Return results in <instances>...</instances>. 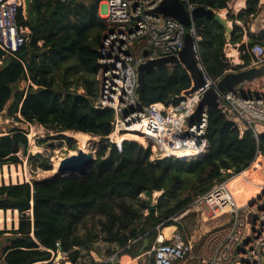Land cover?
Listing matches in <instances>:
<instances>
[{"label": "trees", "instance_id": "obj_1", "mask_svg": "<svg viewBox=\"0 0 264 264\" xmlns=\"http://www.w3.org/2000/svg\"><path fill=\"white\" fill-rule=\"evenodd\" d=\"M99 1L31 0L27 11L21 4L17 22L29 29V41L15 57L2 56L0 51V112L6 108L7 117L17 122L36 123L56 132L66 139L70 150H74V141L62 135L63 131L87 133L98 136L100 141L92 167L82 177L54 176L0 184V209L17 210L19 214L17 228L0 230V235L11 233L0 264L44 262L58 246L68 261L77 264L81 249H91V243L100 234L105 241L117 245L119 254L128 253L131 245H140L145 236L154 237L158 227L174 224L172 218L196 196L205 193L213 182L252 167L254 158L264 155V131L255 135L249 127L240 134L238 127L216 108L207 110L205 136L209 147L203 157L151 160L150 146L138 143L144 140L134 135H125L129 140L123 141L121 151L109 144L107 135L112 130L113 112L93 106L98 93L97 48L109 29L98 16ZM190 1L220 10L231 0ZM259 1L245 0L244 9L227 15L233 28L228 40L218 22L205 18L194 21L201 36V58L212 79L226 70L249 65L250 56L241 54L246 46L242 33L248 17L257 13ZM226 43L239 45L241 65L229 62L224 53ZM254 43L264 47V32L249 38L247 45ZM72 74L81 79L83 92L70 89ZM22 80L28 83L19 89ZM144 80L146 85L138 95L143 106L153 102L166 104L191 85L190 76L181 64L146 71ZM238 90L244 95H264V75ZM162 138L163 155L186 158L192 154L186 149L189 145L180 151L172 150L174 139L170 145L167 139L173 136L169 131L163 132ZM28 147L27 134L22 129L12 128L0 134V167L20 164L25 157L28 162L49 170L50 161L39 154L31 155ZM159 191L162 193L151 209L150 195ZM142 193L148 198H141ZM95 216L101 217L99 229L86 225ZM116 252L111 250L109 254Z\"/></svg>", "mask_w": 264, "mask_h": 264}, {"label": "built area", "instance_id": "obj_2", "mask_svg": "<svg viewBox=\"0 0 264 264\" xmlns=\"http://www.w3.org/2000/svg\"><path fill=\"white\" fill-rule=\"evenodd\" d=\"M58 1L67 3L71 0ZM161 1H99L98 16L106 21L109 29L97 48L98 68L95 80L98 93L93 106L100 109L109 108L113 112L112 130L107 135V142L121 151L123 141L126 140L122 136L131 134L141 137L146 146H150L151 152L156 153L157 157L154 159L150 157L151 160L164 157L180 159L175 154H162V143L165 142L162 130H165L177 139L187 141L189 148L186 149L192 154L185 160L203 157L209 147L205 136L207 109H204L191 125L186 126V122L203 91L209 86L214 88L221 104L219 110L226 120L232 121L238 127L240 134L251 127V123L254 134L260 133L256 126L264 129V95H244L238 89L226 92L217 89L215 86L217 79L210 77L203 64L199 49L201 36L194 24L185 27L173 18L163 17L154 12ZM181 1L189 13L197 6L190 0ZM21 4V0H0L2 56L15 57L29 41L27 27L17 22V12ZM187 32L191 34L192 54L205 84L187 95L182 91L166 104L153 102L143 106L136 92L137 66L148 58L177 54L183 46L184 35ZM144 51L147 52L146 55ZM241 54L250 56V65L264 63V47L260 43L250 46L246 44ZM174 98L178 100L173 101ZM148 125L158 128L160 136H153ZM173 139L174 137L167 139L170 145ZM233 176L221 182H213L205 193L196 196L185 210L173 218L176 220L195 210L207 213L210 218L218 220L198 241L197 257L204 264H264V182L261 183L260 192L254 198L243 206H238L228 186V181ZM192 249V242L185 237L181 229L176 227L169 236L158 232L154 236L150 250L152 264H175L187 258ZM53 254L52 252L50 259L37 264L50 262ZM116 257V253L111 254L92 264H117Z\"/></svg>", "mask_w": 264, "mask_h": 264}, {"label": "rangeland", "instance_id": "obj_3", "mask_svg": "<svg viewBox=\"0 0 264 264\" xmlns=\"http://www.w3.org/2000/svg\"><path fill=\"white\" fill-rule=\"evenodd\" d=\"M82 2H86L87 0H80ZM262 1V0H261ZM264 1V0H263ZM260 2L258 5V10L257 13L253 16L248 17V24L246 27L248 29L253 30L255 27L257 29H260L261 33L258 34H263L264 32V2ZM225 9L228 11L226 12ZM218 11L222 16H226L228 14H234V10L231 8H224L222 11L221 10H216ZM229 24H232L231 20H228ZM251 38L248 35L245 36V31L242 33V42L245 44L248 43V39ZM237 48V44H230V46H224V53L225 56L229 59V62L231 64H235L231 57L228 55L227 49L228 48ZM238 58L241 60L240 55H238ZM239 62V61H238ZM239 64V63H238ZM241 64V63H240ZM2 65V60H0V66ZM79 74V73H77ZM71 84H70V89H75L78 93L83 92L82 86H81V79L77 78V75H71ZM28 81L22 80L18 84V88L21 89L27 85ZM96 99V98H95ZM12 128H19L22 129L23 131L26 132L27 138H28V152L31 155H40L42 158H46L50 161L51 163V168L49 170H43L40 168L38 165H34L32 162H28L27 158H22V162L17 165H9L6 166V169L9 172V176L6 178H1L0 179V184L4 183H10L12 181L15 182H31L34 179H44V178H49L54 174L53 171V165L56 161L57 165L59 161L70 155L75 153L78 149H82L85 152H91L93 157L95 156V152L99 147L100 141L98 136H91L87 133L83 132H73V131H63L61 132L62 135L68 136L72 138L74 141V150L69 149V145L66 141V139L61 138L59 135H57L56 132L52 131H47L44 127H42L39 124L36 123H29V122H17L12 118L7 117L6 115V108L0 113V134L7 132L9 129ZM163 131V130H162ZM163 133V132H162ZM85 134V135H84ZM75 135H84L86 136V142L82 143L79 139L74 137ZM125 138V136H122ZM174 137V136H173ZM177 139V138H176ZM176 139L174 137V145L176 146ZM138 143L142 144L143 146H146L147 144L145 142H139ZM186 146V145H185ZM184 146V147H185ZM173 148V147H172ZM153 150V149H152ZM180 151V150H177ZM40 157H37V159H40ZM156 153L152 152L151 158H156ZM263 160V161H261ZM261 160L258 161V169L256 170L257 173L260 175L261 173H264V155L261 156ZM14 166L16 170V178L15 180L11 176V166ZM52 170V171H51ZM253 172L254 168L252 169ZM20 173V174H19ZM260 177V176H259ZM14 182V183H15ZM162 191L157 192H152L150 195V202L151 204L154 205L157 202L158 197ZM140 197L143 199H147V195L144 193L140 194ZM147 211L145 210L144 213ZM18 214V213H17ZM201 213L199 211L191 210L189 211L186 215L179 217L176 219V221L180 222L179 228L186 234L188 237V233L191 235L193 230H200V226L202 225L203 221L201 219ZM101 219L100 216H95L94 218H90L88 221H86L87 226H91L94 229H99V220ZM209 222V221H208ZM207 222V223H208ZM206 223V222H205ZM206 223V224H207ZM84 229L82 226L79 227V231L82 232ZM203 230V229H201ZM11 237V233H3L0 235V259L2 257V251L3 249L8 245L9 239ZM153 244V243H152ZM151 244V245H152ZM91 249L84 250L81 249V256L78 259L77 264H92L94 261H99L103 260L105 257L111 255L109 254V251L111 250H116L117 245L114 243L107 242L103 239L102 235L100 234L90 245ZM146 262H148L150 257H145ZM64 261L70 262L67 260V258L63 255H61V258L57 256V253L53 254L52 260L48 264H64ZM72 263V262H70Z\"/></svg>", "mask_w": 264, "mask_h": 264}, {"label": "water", "instance_id": "obj_4", "mask_svg": "<svg viewBox=\"0 0 264 264\" xmlns=\"http://www.w3.org/2000/svg\"><path fill=\"white\" fill-rule=\"evenodd\" d=\"M56 2L58 0H55ZM31 0H23L24 11H27ZM154 12L162 15L163 17H170L179 22L181 25L188 27L194 24V21L200 18L212 19L218 22L224 29V37L228 39L232 33V24L226 16H222L218 11L213 10L204 4L195 6L189 13L185 5L181 0H162ZM192 37L189 32L185 33L183 39V46L177 54H169L161 56L158 58H148L141 62L137 66L138 72V86L136 89L137 94H141L146 82L144 80V73L146 71L161 67V66H173L176 64H181L182 67L187 71L191 79V86L183 91V94L187 95L195 91L196 89L202 87L205 84V80L196 67L195 60L191 50ZM147 52L144 51V55ZM264 75V63L258 65H248L239 70H226L220 77L217 78L215 86L221 92L232 91L238 89L245 83L252 81L253 79ZM208 108L220 109L221 104L217 99V95L212 86L206 88L201 98L199 99L196 107L190 114L186 126L191 125L196 121L200 113ZM4 110V109H3ZM2 110V111H3ZM1 111V112H2ZM0 112V113H1ZM253 127V123L250 124ZM93 155L91 152H85L82 149H78L75 153L70 154L62 158L56 168V172L51 177L54 176H75L82 177L85 175L92 167ZM185 160V158H180ZM217 183V181H215ZM150 208L153 209V204H150ZM10 240V238H8ZM147 238H143L142 246L138 249V254L140 255L147 247ZM57 256L61 258L60 246L58 247Z\"/></svg>", "mask_w": 264, "mask_h": 264}, {"label": "crops", "instance_id": "obj_5", "mask_svg": "<svg viewBox=\"0 0 264 264\" xmlns=\"http://www.w3.org/2000/svg\"><path fill=\"white\" fill-rule=\"evenodd\" d=\"M263 1V0H262ZM261 0L259 1V3L260 2H262ZM21 2L23 3V0H21ZM234 2V0H231L228 4H227V8H229L228 6H231L232 5V3ZM244 2H245V0H244ZM232 7V6H231ZM245 8V5L242 7V8H240V9H233V10H235V13L237 14L240 10H242V9H244ZM220 10H223V9H220ZM225 11L227 12L228 10L227 9H225ZM234 13V14H235ZM253 15V14H252ZM254 16V15H253ZM236 23H239V24H241L240 23V21H238V20H236ZM248 24V21H247V23H246V25ZM243 31H245V36L246 35H248L249 37H253V36H257V35H259L258 33H261L260 32V29H257L256 27L253 29V30H250V29H248V27H246V28H243ZM27 33H30L29 32V29L27 28ZM229 39V38H228ZM227 39V40H228ZM230 44L231 43H226L225 45L226 46H230ZM238 44H237V48L235 49V48H233V47H231L232 49H235L236 50V52H237V58H238V55H240V52H239V50H238ZM229 49V48H228ZM227 49V50H228ZM241 58V57H240ZM231 59H233L232 57H231ZM233 61V60H232ZM238 61L239 62H234L235 64H232L233 66H236V65H241L242 63H243V60L241 59H239L238 58ZM239 63V64H238ZM241 63V64H240ZM153 128H155V127H153ZM256 128L259 130V129H261V130H259V132H263L264 131V129L261 127V126H256ZM163 132H166L165 130L163 131ZM170 133V132H169ZM125 135H131V134H125ZM125 135H123V136H125ZM172 135V134H171ZM133 136V135H132ZM175 137V136H174ZM124 138V137H123ZM126 140H129V139H127V138H125ZM175 139H176V137H175ZM132 141H134V140H132ZM137 142V141H136ZM186 145V144H185ZM184 148V147H183ZM182 148V149H183ZM177 150H178V148H177ZM261 156L262 155H260V156H258L257 157V159H256V161L258 162V161H260L261 160ZM261 161H263V160H261ZM4 167L6 168V166L4 165V166H2V167H0V171H2V173H1V178H5V173H4ZM8 172V171H7ZM9 176V175H8ZM0 178V179H1ZM160 192V191H159ZM2 212H3V221L2 222H0V230H3V229H5V230H10V229H12V228H17V225H18V215L19 214H17L18 213V211H16V210H10V209H7V210H2V209H0ZM7 211H11V214H10V216H11V220H7V218H8V216H7ZM13 211V212H12ZM16 211V212H15ZM14 213H15V215H14ZM31 213V212H30ZM201 219H202V221H203V223H202V225L200 226V230H193L192 231V233H191V235L188 233V235H189V237L185 234V237L187 238V239H189L191 242H192V245H193V249H192V252H191V254L187 257V258H185V259H183V260H181V261H179V262H176L175 264H204L203 262H201L200 260H199V258L197 257V252H198V241L200 240V237L202 236V234H204V232H206L211 226H213V225H215V223L218 221V220H214V219H212V218H210L209 217V215L207 214V213H201ZM15 216V217H14ZM174 221V224H172V225H169V226H165V227H158L157 228V233L159 232V233H162V234H167V236H169L170 235V233L172 232V230H174L176 227L178 228V229H180L179 228V224H180V222H178V221H176L174 218H172ZM9 221V222H8ZM209 221V222H208ZM207 224H206V223ZM170 228V229H169ZM167 229V230H166ZM201 229H203V230H201ZM184 233V232H183ZM166 236V235H165ZM144 238H147L148 240H147V247H146V249L144 250V252H142L140 255L138 254V249L142 246V243H143V239H142V242H141V244L140 245H138V246H132L131 245V249H130V251L128 252V253H121V254H119V251H117L116 252V254H117V257H116V261H117V264H152V259H151V254H150V250H151V244L153 243V239H154V237H150V238H148L147 236H145ZM57 251H58V249H57ZM57 251L56 252H53L54 254L55 253H57ZM51 252V251H50ZM52 252H51V255H52ZM115 254V253H114ZM61 255H63L64 256V254H62L61 253ZM51 257V256H50ZM66 257V256H65ZM145 257H150V259L151 260H149L148 262H146V259H145ZM66 262V261H65ZM71 264H73V263H71Z\"/></svg>", "mask_w": 264, "mask_h": 264}, {"label": "bare ground", "instance_id": "obj_6", "mask_svg": "<svg viewBox=\"0 0 264 264\" xmlns=\"http://www.w3.org/2000/svg\"><path fill=\"white\" fill-rule=\"evenodd\" d=\"M264 2V1H263ZM245 5L244 0H234V2L232 3V7L234 9H240ZM228 55L230 57H232L233 62H238V58H237V52L235 49L229 48L227 50ZM149 128L150 131H152L151 134H155V137H159L160 136V130L158 128H153V125H148L147 126ZM261 130V129H259ZM164 131V130H163ZM162 131V132H163ZM163 134V133H162ZM85 135V134H84ZM84 135H75L74 137H76L77 139H79L82 143L86 142V136ZM188 146L187 141L185 140H179L176 139V146H173L172 150H181L184 146ZM258 157V156H257ZM257 157L255 158V160L253 161V166L252 167H248L247 170L242 171L239 174H236L235 176H233L232 178H230V180L228 181V186L233 194L235 203L238 206H243L244 204H246L249 200H251L252 198H254L258 192H260V188H261V183L264 182V173H261L260 175L257 173V167H258V162L256 161ZM57 162L56 161L53 165V171L56 172V168H57ZM256 172H253V169ZM8 170L4 167V175L5 178L8 177L9 172H7ZM52 171V170H51ZM1 173L2 171H0V178H1ZM16 170L14 168V166H11V176L12 178L15 180L16 178ZM20 174V173H19ZM260 176V177H259ZM15 181H12V183H14ZM17 211V210H16ZM15 211V212H16ZM13 212V211H12ZM11 211H7V220H11ZM15 215V213H14ZM16 216V215H15ZM14 216V217H15ZM3 221V212L0 210V222ZM9 222V221H8ZM170 229V228H169ZM167 230V229H166ZM164 235L167 236V234L165 233ZM64 264H71L70 262H65Z\"/></svg>", "mask_w": 264, "mask_h": 264}]
</instances>
